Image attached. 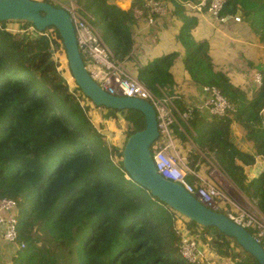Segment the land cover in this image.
Returning <instances> with one entry per match:
<instances>
[{
  "label": "trees",
  "instance_id": "1",
  "mask_svg": "<svg viewBox=\"0 0 264 264\" xmlns=\"http://www.w3.org/2000/svg\"><path fill=\"white\" fill-rule=\"evenodd\" d=\"M165 1L173 6L171 16L182 23L177 39L191 82L216 87L232 107L223 118L209 119L191 109L187 125L178 120L182 131L174 126V133L181 142L189 139L213 155L230 181L255 200L264 217V70L260 86L248 96L223 72L213 71L208 42L194 39L197 19L188 17L183 7L194 0ZM85 2L90 13L85 18L102 41L100 27L116 38L114 55L127 57L134 44L132 8L141 7L142 0H134L127 11L106 0ZM236 11L264 44V0H228L221 18L233 17ZM6 23L0 22V199L16 202V244H24L12 264H189L178 252L181 236L174 220L178 214L128 179L121 150L97 132L90 119L96 116L87 103H81L85 96L74 83L67 85L57 70L54 52L63 48L57 31L50 28L54 38L49 40L36 31L30 34L27 29L33 26L27 22H17V33ZM176 57L170 54L138 68L137 79L154 95L159 90L172 95L169 69ZM175 105L180 113L187 111L181 101ZM105 110L107 121L124 114L123 120L132 128L127 137L144 128L137 111ZM232 123L251 144L252 155L231 143ZM187 156L192 170L203 162L195 151ZM247 166L254 170L247 173ZM183 219L188 231H201V244L229 264H258L215 228Z\"/></svg>",
  "mask_w": 264,
  "mask_h": 264
},
{
  "label": "built area",
  "instance_id": "2",
  "mask_svg": "<svg viewBox=\"0 0 264 264\" xmlns=\"http://www.w3.org/2000/svg\"><path fill=\"white\" fill-rule=\"evenodd\" d=\"M56 1L59 7L66 10L70 16L77 49L89 77L102 90L111 95L141 99L153 107L156 114L158 136L150 147V154L157 173L180 185L203 205L224 214L228 219L244 228L264 252V217L241 207L238 199L228 198V194L222 189L217 179L216 169L206 175L196 174L188 166V156L186 158L182 155L174 133V126H178L179 129L177 120L183 121L187 125L191 108L184 104L187 111L179 112L175 101L182 102L181 93L177 91L170 95L165 90H159V94L154 95L148 91L137 79L136 70L139 66L131 53L127 58L135 61L136 70L134 66L126 67L125 60L119 59L108 49L102 41L99 31L85 17L77 13L71 0ZM106 2L119 7L120 0H106ZM227 2L228 0H194L185 2L183 7L188 16L205 13L213 21L218 22L222 19L221 13ZM172 12L173 6L165 0H142L141 7L132 8V17L135 21L143 19L148 25H152L156 20L168 18ZM232 18L234 22H240L239 17L233 16ZM27 31L30 34L37 33L45 36L49 40L54 38L51 35V30L48 29L38 32L33 27H29ZM61 49L63 50V48ZM253 81L256 87L260 86L261 76L259 73L254 75ZM200 91L202 102L197 110L203 111L208 117L223 118L229 110H232L229 102L216 87L203 86ZM76 97L80 98V93H77ZM81 99V103L85 104L84 100L86 101L87 98L82 97ZM229 207L236 209L238 213H228ZM16 214L17 206L14 200L0 199L1 238L4 243L19 251L24 248V244H16L18 228ZM184 233V235H180L181 239L178 245L180 256L189 264H203L198 234L187 229Z\"/></svg>",
  "mask_w": 264,
  "mask_h": 264
},
{
  "label": "water",
  "instance_id": "3",
  "mask_svg": "<svg viewBox=\"0 0 264 264\" xmlns=\"http://www.w3.org/2000/svg\"><path fill=\"white\" fill-rule=\"evenodd\" d=\"M234 16L240 17V12L236 11ZM13 21L27 22L38 32L50 28L57 31L72 80L95 107L117 111L134 110L143 117L144 128L130 134L121 150V166L129 180L187 221L201 227H213L225 237L233 239L258 264H264V252L248 231L224 214L203 205L180 185L157 173L150 154V147L158 136L153 107L141 99L111 95L89 77L79 55L73 25L66 10L44 1L0 0V22Z\"/></svg>",
  "mask_w": 264,
  "mask_h": 264
},
{
  "label": "crops",
  "instance_id": "4",
  "mask_svg": "<svg viewBox=\"0 0 264 264\" xmlns=\"http://www.w3.org/2000/svg\"><path fill=\"white\" fill-rule=\"evenodd\" d=\"M132 1L120 0L118 8L127 11ZM121 4L125 8H121ZM188 17L197 19V25L192 31L194 39L196 41L205 40L209 44V57L213 71L223 72L233 85L247 94L254 91L257 87L253 77L264 70V44L252 33L248 25L242 19L236 23L230 16L218 22L213 21L205 13ZM181 26V21L171 15L168 18L156 20L152 25H148L143 19L134 20V24L130 27L134 41L131 56L134 57L139 68H142L156 59L175 54L177 57L169 69L174 80L172 94L179 91L182 102L188 108L198 109L202 102L201 87L194 85L184 70L185 52L177 39ZM199 112L209 119L203 111ZM261 114L264 121V111ZM229 130L231 143L241 152L252 155L251 144L244 140L242 130L234 123L230 125ZM253 170L254 168L247 166L246 172ZM174 220L176 230L180 235H184L185 220L179 215H176ZM4 244L8 249L11 247ZM199 244L203 264H227L224 261L221 262L222 259L203 244L200 242Z\"/></svg>",
  "mask_w": 264,
  "mask_h": 264
},
{
  "label": "rangeland",
  "instance_id": "5",
  "mask_svg": "<svg viewBox=\"0 0 264 264\" xmlns=\"http://www.w3.org/2000/svg\"><path fill=\"white\" fill-rule=\"evenodd\" d=\"M34 1H44V2H48L50 4L56 5L57 7H59V4L56 0H34ZM75 6V10L77 11L78 14L82 15L83 17L88 16L87 14H90L88 9H87V5L85 0H71ZM132 5V4H131ZM131 7V6H130ZM86 12V13H85ZM92 23V22H91ZM19 24L17 22H7L6 23V27L12 31L13 33L20 32L19 28ZM51 30V29H48ZM100 30L103 33V41L105 43V45L108 47V49L115 55H117V51H118V47L116 44V38L105 32L102 27H100ZM16 32V33H17ZM125 60V65L126 67H131L134 66L135 70H136V66L135 61H132L131 59L125 57L123 58ZM54 60L58 63V67L57 70L62 72L63 77L66 80V83L69 84V86L73 85V80L69 74L68 68H67V63L65 60V56H64V51L60 48L58 50H55L54 52ZM149 65H146L145 67H147ZM144 67V68H145ZM140 70H138L139 72ZM249 96V93L247 94ZM84 102H86L88 105V107L90 109V112L94 113V116H96V118H90L92 124L94 125V127L99 130L100 134H102L104 137L103 139L106 140L109 145H113L116 149L122 150L123 144L127 138V134L131 131V126L126 123L123 120L124 114L123 113H119L114 121H107L105 120V118H103L106 114V110L102 107L99 108H94L91 106V103H89L87 100ZM86 106V105H85ZM177 120V118H176ZM102 123V127L100 129L98 124ZM182 123H184L183 121H181ZM178 123V120H177ZM179 130L182 131V128L179 125ZM176 136V135H175ZM176 139L179 142V147L180 150L182 152V155L185 156L187 158V155L189 154V151H195L199 154L201 160L203 161L202 163L200 162V164H198V168L194 170V172L196 174L199 175H206L207 173H209L210 171H213L214 169H216V175H217V179L220 182L222 189L228 194L227 197L229 198H236L239 200L240 202V206L241 207H245V209L249 212H254L256 214H260V212L258 211L256 205H255V200L253 198H250V194L246 195L244 194L241 190H239L235 184H233L230 179L223 173V171L221 170V168L219 167V165L216 163L213 155L209 154L208 152L204 151V150H199L196 145L194 146L190 140L188 139L185 142H181L177 137ZM198 145V144H197ZM112 161L116 164L117 163V159L115 158V156L112 158ZM218 165V166H217ZM231 199V200H232ZM230 211L228 210V213L231 214H235L238 213V211L234 208L229 207ZM198 236H199V240H200V235H201V231L197 232ZM10 246V245H9ZM38 246H41V243L38 244ZM237 252H239V250H237ZM15 253H17V251L14 249V247H9L6 248L3 239L1 238V231H0V264H12V258L13 256H15ZM215 254V253H214ZM226 262L227 264H229V262H227L226 260H223L221 262Z\"/></svg>",
  "mask_w": 264,
  "mask_h": 264
}]
</instances>
